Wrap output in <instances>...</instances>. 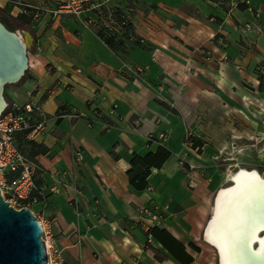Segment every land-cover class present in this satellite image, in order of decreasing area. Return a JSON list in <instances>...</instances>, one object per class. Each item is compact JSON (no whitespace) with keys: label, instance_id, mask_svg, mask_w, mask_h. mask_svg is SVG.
Segmentation results:
<instances>
[{"label":"crops","instance_id":"0c3cea01","mask_svg":"<svg viewBox=\"0 0 264 264\" xmlns=\"http://www.w3.org/2000/svg\"><path fill=\"white\" fill-rule=\"evenodd\" d=\"M109 6L128 12L150 46H109L97 10L34 19L16 0H0V19L33 37L28 69L5 93L33 105L32 127L44 125L35 138L15 133L36 166L30 208L65 264H217L204 235L211 200L231 167L264 169V0ZM134 64L144 74L128 71ZM160 132L165 139L148 140ZM161 145L170 156L137 189L133 157ZM144 207L163 214L155 233L143 227Z\"/></svg>","mask_w":264,"mask_h":264},{"label":"built area","instance_id":"2783aa9c","mask_svg":"<svg viewBox=\"0 0 264 264\" xmlns=\"http://www.w3.org/2000/svg\"><path fill=\"white\" fill-rule=\"evenodd\" d=\"M114 0H16L22 14L31 13L34 19L39 18L44 13L54 15L60 13H69L80 17L86 9H92L102 12L99 21H95L98 27L104 28L107 35L116 36L126 40L128 43H138L149 47L150 43L146 38L139 36L132 28L131 17L128 12L116 10L109 6ZM232 3L238 0H223ZM246 2L247 0H242ZM106 8V12H103ZM249 27V24L247 25ZM128 71L134 75L141 76L146 71V67L138 64L127 65ZM264 65L260 67L263 69ZM34 109L30 103H19L17 101L8 102V105L0 116V188L4 198L16 208L24 206L30 207V203L36 200L33 193L36 189L34 182L35 163L28 159L16 146L15 133L17 131L29 129V138H35L44 128L43 123L34 127L29 122V113ZM71 118L77 117V114H66ZM136 125L140 124L139 119L135 120ZM167 134L160 132L148 135L149 141H162ZM193 145V133L190 129L186 131L184 146ZM84 158L82 151H77V160L82 161ZM190 169L197 166L188 165ZM191 185L196 183L191 181ZM143 227L150 232L152 225L159 224L162 221L163 214L152 207L142 209ZM43 226L42 237L45 239L48 249V264H65L59 250L53 247L48 239V232Z\"/></svg>","mask_w":264,"mask_h":264},{"label":"water","instance_id":"95a60500","mask_svg":"<svg viewBox=\"0 0 264 264\" xmlns=\"http://www.w3.org/2000/svg\"><path fill=\"white\" fill-rule=\"evenodd\" d=\"M32 39L30 32L21 34L9 29L0 20V116L8 105L6 86L20 81L29 67L28 48ZM231 182L236 183L235 180ZM42 234L43 226L37 214L28 206L18 209L11 205L0 188V264H48V249ZM259 234L264 235V228ZM259 248L260 241L257 238L251 249L255 252ZM218 252L221 264L220 251Z\"/></svg>","mask_w":264,"mask_h":264},{"label":"bare ground","instance_id":"6f19581e","mask_svg":"<svg viewBox=\"0 0 264 264\" xmlns=\"http://www.w3.org/2000/svg\"><path fill=\"white\" fill-rule=\"evenodd\" d=\"M228 178L236 183L218 190L205 239L218 256L220 251L221 264H264V235H258L264 228V176L257 169L240 167ZM257 238L260 248L253 252Z\"/></svg>","mask_w":264,"mask_h":264},{"label":"trees","instance_id":"16d2710c","mask_svg":"<svg viewBox=\"0 0 264 264\" xmlns=\"http://www.w3.org/2000/svg\"><path fill=\"white\" fill-rule=\"evenodd\" d=\"M8 28L11 29L10 27ZM99 34L107 44L115 50L121 49L127 42L116 36L107 35L105 29L101 27H99ZM261 88H264V78L261 80ZM170 154L171 152L161 145L157 151L149 152L145 156L135 155L131 161L132 167L128 170L131 183L139 190L145 189L148 186L146 178L150 174L152 168H160ZM151 232L155 233L157 232V229L153 227Z\"/></svg>","mask_w":264,"mask_h":264},{"label":"rangeland","instance_id":"374dc122","mask_svg":"<svg viewBox=\"0 0 264 264\" xmlns=\"http://www.w3.org/2000/svg\"><path fill=\"white\" fill-rule=\"evenodd\" d=\"M8 25L11 27L12 25L10 24V23H8ZM13 27V26H12ZM15 31H17V30H15ZM19 33H21V34H23L21 31H18ZM7 87V86H6ZM5 93H6V89H5ZM6 96V95H5ZM237 168L238 167H231V171L229 170V172H234V171H236L237 170ZM260 172H261V174L264 176V169H260ZM232 182L230 181V180H226L225 182H224V185L223 186H228V185H230ZM216 194V193H215ZM214 194V196H216ZM215 198V197H214ZM214 199H212L211 200V208H210V215H209V218L211 217V215L213 214V211H214ZM214 257H215V260H216V262H217V264H219V256H218V253H217V250H216V252H215V254L213 255Z\"/></svg>","mask_w":264,"mask_h":264},{"label":"flooded vegetation","instance_id":"af4514ba","mask_svg":"<svg viewBox=\"0 0 264 264\" xmlns=\"http://www.w3.org/2000/svg\"><path fill=\"white\" fill-rule=\"evenodd\" d=\"M3 22V21H2ZM7 27H9L6 23H4Z\"/></svg>","mask_w":264,"mask_h":264}]
</instances>
